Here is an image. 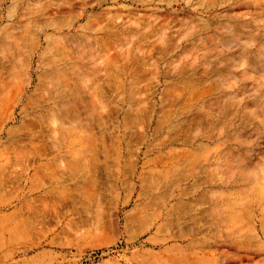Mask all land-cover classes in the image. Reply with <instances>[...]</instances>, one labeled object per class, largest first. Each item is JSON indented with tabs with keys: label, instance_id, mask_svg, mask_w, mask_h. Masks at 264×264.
<instances>
[{
	"label": "rangeland",
	"instance_id": "1",
	"mask_svg": "<svg viewBox=\"0 0 264 264\" xmlns=\"http://www.w3.org/2000/svg\"><path fill=\"white\" fill-rule=\"evenodd\" d=\"M0 181V264H264V0H0Z\"/></svg>",
	"mask_w": 264,
	"mask_h": 264
},
{
	"label": "bare ground",
	"instance_id": "2",
	"mask_svg": "<svg viewBox=\"0 0 264 264\" xmlns=\"http://www.w3.org/2000/svg\"><path fill=\"white\" fill-rule=\"evenodd\" d=\"M195 129V128H194ZM196 136V135H195ZM27 146V145H26ZM36 146V145H35ZM22 147V146H21ZM30 147V146H29ZM28 146H27V148H29ZM33 148V147H32ZM46 149V148H45ZM22 150H24V147H23V149ZM27 150H29V149H27ZM26 149L24 150V151H26V152H28ZM15 151H16V148H15ZM17 151H19L18 150V147H17ZM21 153H22V151H20ZM26 152H25V154H26ZM41 152V151H40ZM29 153V152H28ZM17 155H19V152H18V154ZM26 155H29V154H26ZM34 155H35V153H34ZM37 155V154H36ZM22 156V155H21ZM21 156H19V157H21ZM18 161H20V160H18ZM14 162V161H13ZM19 164V163H18ZM12 165H13V163H12ZM21 165V164H20ZM22 166V165H21ZM19 168V167H18ZM22 168V167H21ZM15 169V168H14ZM22 170H23V168H22ZM45 172V171H44ZM5 173V172H4ZM9 179V178H8ZM2 180V179H1ZM5 180V179H4ZM1 182V181H0ZM4 185V184H3ZM51 203V202H50ZM52 204V203H51Z\"/></svg>",
	"mask_w": 264,
	"mask_h": 264
}]
</instances>
